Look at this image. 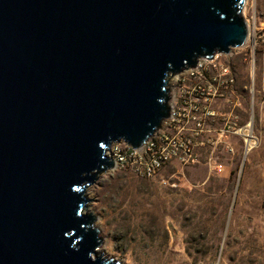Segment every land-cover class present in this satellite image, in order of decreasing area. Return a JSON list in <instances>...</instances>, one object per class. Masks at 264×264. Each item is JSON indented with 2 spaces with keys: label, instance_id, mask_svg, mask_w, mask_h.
Listing matches in <instances>:
<instances>
[{
  "label": "water",
  "instance_id": "1",
  "mask_svg": "<svg viewBox=\"0 0 264 264\" xmlns=\"http://www.w3.org/2000/svg\"><path fill=\"white\" fill-rule=\"evenodd\" d=\"M244 0H0V264H122L91 190L144 148L170 77L246 43Z\"/></svg>",
  "mask_w": 264,
  "mask_h": 264
},
{
  "label": "rangeland",
  "instance_id": "2",
  "mask_svg": "<svg viewBox=\"0 0 264 264\" xmlns=\"http://www.w3.org/2000/svg\"><path fill=\"white\" fill-rule=\"evenodd\" d=\"M241 14L250 30L245 45L199 58L201 83L170 77L175 98L191 96L197 84L213 97L191 161L173 160L150 178L114 167L90 188L96 256L122 264H264V0H244ZM170 124L157 135L182 126Z\"/></svg>",
  "mask_w": 264,
  "mask_h": 264
},
{
  "label": "built area",
  "instance_id": "3",
  "mask_svg": "<svg viewBox=\"0 0 264 264\" xmlns=\"http://www.w3.org/2000/svg\"><path fill=\"white\" fill-rule=\"evenodd\" d=\"M213 67H215L213 65ZM203 68V63L199 59V69L180 74L182 81L187 78H197L198 82H202L203 73L199 72ZM221 76L227 75V69L222 68ZM179 76V75H177ZM215 80V78L213 79ZM191 96L181 95L175 98L174 102L166 119L165 125L171 128V124L182 125L174 127L175 134L171 137L161 133L147 140L144 148L133 150L126 144L111 148V156L115 168H130L131 171L140 177L150 178L156 171L162 168L165 164L175 160L181 163L191 161L193 150L200 141H196L199 134L202 132V119L206 115H212L213 112L208 110V106L213 97H208V90L203 89L200 85H195L191 89ZM187 93V92H186ZM182 118V122L181 119ZM169 123V124H168ZM181 123V124H180ZM190 124L192 127L186 128ZM196 128H193V127ZM182 131L189 132L187 134ZM246 136V135H245ZM245 140V138H244ZM247 141V142H246ZM248 147V140H245Z\"/></svg>",
  "mask_w": 264,
  "mask_h": 264
},
{
  "label": "bare ground",
  "instance_id": "4",
  "mask_svg": "<svg viewBox=\"0 0 264 264\" xmlns=\"http://www.w3.org/2000/svg\"><path fill=\"white\" fill-rule=\"evenodd\" d=\"M241 16H242V14H241ZM243 18V17H242ZM245 22V21H244ZM246 25V28H247V39H246V41L249 39V37H250V30H249V27H248V25L247 24H245ZM247 142V141H246Z\"/></svg>",
  "mask_w": 264,
  "mask_h": 264
}]
</instances>
